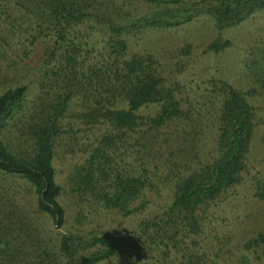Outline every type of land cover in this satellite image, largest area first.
Masks as SVG:
<instances>
[{
	"label": "rangeland",
	"instance_id": "rangeland-1",
	"mask_svg": "<svg viewBox=\"0 0 264 264\" xmlns=\"http://www.w3.org/2000/svg\"><path fill=\"white\" fill-rule=\"evenodd\" d=\"M38 1L0 0V96L9 89L27 87V109L10 122L4 134L9 148L20 155L30 151L26 124L33 104L39 97H47L44 73L57 64L55 57L62 50L56 44V33L37 10ZM97 1L114 25H128L158 9L155 4L137 0ZM181 1L188 4L198 0ZM69 32L67 40L88 52L86 65L106 61L112 39L126 43L122 59L150 58L165 84L174 89L188 118L170 121L158 132L144 126L136 128L118 144L114 155L120 168L135 176L145 174L150 184L131 208L142 203L146 206L124 216L69 194L68 178L73 167L85 162L110 129L107 124L86 126L76 118L84 109L80 98L75 97L61 120L54 145L53 167L56 182L63 189L60 202L65 224L58 227L51 217L37 212L32 186L1 172L0 217L10 212L23 215L49 246L66 232L83 236L105 231L140 234L144 221L161 216L171 205L177 178L215 157L220 101L213 82L224 81L247 93L257 123L241 182L199 211L200 233L178 236L177 248L151 245L144 259L156 264H180L197 255L206 264H264L261 249L246 247L249 240L264 233V200L257 196L258 183L264 181V9L222 30L210 17L201 15L178 26L126 28L119 34L113 33L108 23L90 18L74 24ZM216 39L229 41L231 46L219 53L208 51ZM158 111V105H149L138 114L154 117ZM132 263L130 259H112L100 264Z\"/></svg>",
	"mask_w": 264,
	"mask_h": 264
},
{
	"label": "trees",
	"instance_id": "trees-1",
	"mask_svg": "<svg viewBox=\"0 0 264 264\" xmlns=\"http://www.w3.org/2000/svg\"><path fill=\"white\" fill-rule=\"evenodd\" d=\"M137 1L155 4L158 9L128 25H114L113 19L103 15L104 7L97 0L37 2V10L56 33V44L62 50L55 57L57 64L44 73L47 97H39L38 103L33 104L26 124L31 143L27 154L12 151L4 139L10 122L27 109V87L18 86L0 96V172L32 186L37 195V212L51 217L58 227L65 224V210L60 202L63 189L56 182L53 167L54 145L71 100L76 97L82 101L84 111L76 118L83 124H107L110 129L85 162L73 167L68 178L69 194L124 216L146 206L142 203L131 208L150 184L145 174L135 176L120 168L114 155L118 144L136 128L144 126L158 132L170 121L188 118L174 89L165 84L150 58L133 56L124 60L126 43L112 39L106 61L86 65L88 52L67 40L70 27L93 18L108 23L109 29L119 34L126 28L178 26L206 15L222 30L264 9V0H198L188 4L181 0ZM230 46L229 41L216 39L207 50L219 53ZM213 89L220 101L215 157L177 178L171 205L161 216L144 221L140 234L105 231L83 236L66 232L49 246L26 217L10 212L0 217V264H100L112 259L156 264L144 259L151 252V245L177 248L178 236L200 233L199 211L241 182L257 125L246 92L224 81H214ZM122 104L126 107L120 108ZM149 105L159 106L154 117L138 114ZM257 190L258 198L264 200V181L258 183ZM246 247L259 248L264 256V233L249 240ZM202 260L195 255L180 264H206Z\"/></svg>",
	"mask_w": 264,
	"mask_h": 264
}]
</instances>
